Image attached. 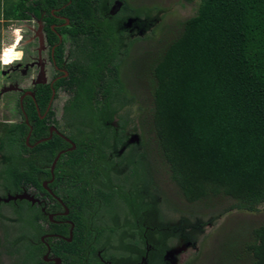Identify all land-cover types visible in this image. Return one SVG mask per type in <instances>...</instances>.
I'll return each instance as SVG.
<instances>
[{
  "label": "trees",
  "instance_id": "obj_1",
  "mask_svg": "<svg viewBox=\"0 0 264 264\" xmlns=\"http://www.w3.org/2000/svg\"><path fill=\"white\" fill-rule=\"evenodd\" d=\"M175 1L191 6L193 13L180 21L174 37H167V27L160 25L167 10L159 6L134 7L128 0H0V49L2 27L34 15L47 23L48 37L56 35L51 25L61 24L57 30L70 35L82 58L72 73L76 91L70 105L79 112L71 137L78 148L62 155L59 163L61 176L71 180L66 187L72 190L62 197L76 210L77 230L85 220L76 216L89 204L95 206L96 201L112 214L114 200L125 205L137 194L153 198L151 209L161 227L176 220L173 231L179 234V222H186V235L194 243L227 215L256 214L264 207V0ZM116 3L120 10L112 14ZM56 16L68 18L70 25L62 26ZM130 19L145 39L157 44L131 63L130 51L144 37L126 29ZM158 28L162 35L156 41ZM122 65L129 67L138 96L129 94ZM145 97L147 106L139 108L145 122L141 142L131 148L134 156L125 165L128 169H122L114 161L126 144L130 123L124 108ZM115 117L121 133L111 125ZM28 133L24 124V129L13 127L0 139L1 147L12 151L8 156L15 158L0 171L8 188H19L24 179V185L42 189L34 156L45 147L55 157L66 147L63 140L42 143L23 173L22 152H33L25 143ZM47 136L45 129L34 128L30 142ZM159 168L165 171L163 180ZM117 171L118 188L112 180ZM164 188L183 197L188 216L178 203L171 202L173 211L167 210L170 195ZM167 213L174 220H166ZM36 216L32 213L29 219ZM233 240L238 243L234 249ZM222 250L227 255L218 256L220 264H243L245 258L246 264H264V223L238 225Z\"/></svg>",
  "mask_w": 264,
  "mask_h": 264
},
{
  "label": "flooded vegetation",
  "instance_id": "obj_2",
  "mask_svg": "<svg viewBox=\"0 0 264 264\" xmlns=\"http://www.w3.org/2000/svg\"><path fill=\"white\" fill-rule=\"evenodd\" d=\"M116 4L117 7H112V14L120 10L121 4ZM56 17L63 21L62 26L70 25L68 18ZM33 18L38 21L39 29L31 36L21 34L16 38V46L21 49L18 51L14 47L12 51L6 47L4 52H0V110L6 106L9 120H0V139L13 127L22 126L24 129V124L28 126L25 143L33 152H22L20 166L23 173L30 169L27 160H32L34 155L31 153H35L34 150L42 143L63 140L66 147L55 157H51L45 147L39 149L40 155L34 156V163L40 170L36 175L42 179V189L33 184L24 185V179L19 188H8L0 172V264H174V251L186 240L191 242L186 235L188 226L186 222H179L180 236L171 231L174 223L161 227V219L155 214V209H151L152 197L137 194L140 196L131 197L126 206L114 200L116 210L112 214L100 209L104 206L94 201L96 207L89 204L80 211L81 215L76 216L85 220L83 229L77 230V222L73 218L76 210L62 197L72 190L66 187L71 180L61 176L63 163H59L62 155L78 148L71 137L78 128L79 112L70 105L76 91L72 73L76 72L79 54L70 35L61 34V28H56L61 24L53 23L51 29L56 35L48 37L47 23L42 18L32 15L29 20L13 23H25ZM127 24L126 29L131 32ZM24 42L26 45L36 42V45L25 49ZM45 102L46 106L42 108ZM134 105L124 108L125 115L128 113L130 118ZM118 122L119 118L115 117L111 125L121 133L122 127ZM131 122L130 119L126 128V144L120 147L114 161L120 162L124 166L122 169H128L125 165L134 156L131 148L141 142L140 132L136 134L137 129L130 128ZM40 127L47 131L48 136L31 144L34 128ZM1 145L0 171L15 162V158L8 156L11 149ZM116 167L118 170L119 164ZM121 172L117 171L118 174L112 176L113 186L117 188ZM49 175L50 179H47ZM133 181L131 179L130 184ZM170 201L174 200L168 199ZM78 209L81 210L80 207ZM183 210L188 216L186 208ZM32 213L37 215L36 219H29ZM167 215L170 219L165 217L166 220H174L173 214L172 217L171 213ZM194 248L190 246L189 250ZM176 264H183L182 258Z\"/></svg>",
  "mask_w": 264,
  "mask_h": 264
},
{
  "label": "rangeland",
  "instance_id": "obj_3",
  "mask_svg": "<svg viewBox=\"0 0 264 264\" xmlns=\"http://www.w3.org/2000/svg\"><path fill=\"white\" fill-rule=\"evenodd\" d=\"M130 5L134 6V7H139V6H143V7H152V6H159L162 8H165L167 10L166 12V16L163 19V22H160L161 27H167V31L166 33H168L167 37H174V35H176L179 32V23L180 21L185 20L186 18L190 17L192 15V11L193 8L189 5H185L182 6L181 4H177L175 0H128ZM163 23V24H162ZM127 27L131 30V33L135 34V35H140L141 37H144V40H141L139 42L136 43L135 46H133L131 52V56L129 57V62H134V60H137V55L138 54H144L146 52H148V50L150 49L151 45L152 47H157L156 42H151L148 39H145L146 36L143 35V32H139V25L138 23H136L135 20L129 21L127 24ZM39 29V25H38V21L33 18L31 21L29 22H25V23H11L10 25H8L7 27H2L1 30V49L0 52H4L3 49H6V47L12 48V51L14 50V47L16 50H20V46H16V38H18L19 36H21V34L24 36L28 35L31 36L33 34V32L35 33L36 31H38ZM157 30V29H156ZM150 35V34H149ZM161 30L158 28L156 34H155V39L157 41L158 38L161 37ZM26 38H24L25 40ZM33 45H36V42H32L30 44H25L24 42V48L28 49L33 47ZM7 53V52H6ZM15 53V52H14ZM16 54V53H15ZM128 62V64H129ZM129 67L126 65H122L121 68V78L123 80V82L125 83L129 94L131 95H139V90L137 88V86L134 84L135 80L129 76ZM146 98V97H145ZM149 97L145 99H139L140 103L138 102V104H135L134 106L131 107V120H132V125L130 126V128L133 129H137L138 133L141 131V127L145 124L144 122V118L140 115L138 108H140V106L146 105V102H148ZM6 106L1 108L0 113H2V115L0 116V120H8V113L5 110ZM9 121V120H8ZM160 171L158 173V177L163 180L165 177L163 175H165V171H161L162 168H159ZM165 191L170 195L168 196V198L170 200H174V201H170L167 202L166 208L169 211H173L170 208V204L171 202L173 203H178L177 207H181L183 209H185V204L183 202H180L179 197L175 194V192L171 189L168 188H164ZM187 206V205H186ZM243 222H248V225H260L264 223V207H261V211L259 213L256 214H245V213H241V212H235L233 214L227 215L226 217H224L223 219H221L219 222H217V224L211 228H209L206 231L205 234V238H201L197 243H192L191 242H184L182 244V246L178 247V249L176 251H174L173 253V260H174V264H176L179 259L182 258L183 264H220L222 261L221 259H219L220 255H224V257L227 255V250H225L222 254L221 252L223 251V245L224 243H226V240H228V235L230 234V232L238 227V225L243 224ZM175 222V226H176ZM173 227H171L172 230ZM177 230V229H176ZM223 231V233H222ZM180 232V230L178 231V233ZM173 233H176L175 231H173ZM225 233V235H224ZM179 235V234H176ZM180 236V235H179ZM195 244V245H193ZM237 242L235 240H233V249L237 246ZM190 246L195 247V250H189ZM240 250V249H239ZM239 250H237V253H241V251L239 252ZM233 252V251H232ZM186 257L184 258L183 256ZM198 256V257H197ZM219 256V257H218ZM242 262V261H241ZM247 262H249L246 258L245 261H243V264H246ZM237 264H240V262L236 261Z\"/></svg>",
  "mask_w": 264,
  "mask_h": 264
}]
</instances>
